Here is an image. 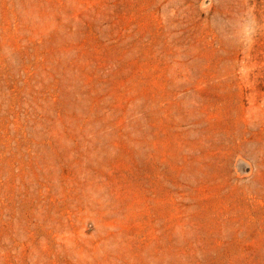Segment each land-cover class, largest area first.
Listing matches in <instances>:
<instances>
[{
    "label": "rangeland",
    "instance_id": "1",
    "mask_svg": "<svg viewBox=\"0 0 264 264\" xmlns=\"http://www.w3.org/2000/svg\"><path fill=\"white\" fill-rule=\"evenodd\" d=\"M0 264H264V0H0Z\"/></svg>",
    "mask_w": 264,
    "mask_h": 264
}]
</instances>
